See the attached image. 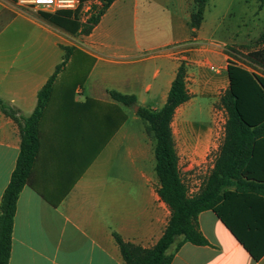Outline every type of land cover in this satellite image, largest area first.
<instances>
[{
  "label": "crops",
  "instance_id": "0c3cea01",
  "mask_svg": "<svg viewBox=\"0 0 264 264\" xmlns=\"http://www.w3.org/2000/svg\"><path fill=\"white\" fill-rule=\"evenodd\" d=\"M137 2L115 0L89 34L72 35L33 9L20 8L14 0H0V100L15 108L17 115L27 117L35 108L38 90L63 60L62 46H72L74 53L93 60L84 77L88 95L69 80L65 73L69 62L55 79L39 123V150L16 202L8 264H125L113 232L144 248L153 246L163 233L170 210L156 191L155 160L150 173L144 136L133 137L124 129V112L118 106L123 104L108 91L133 94L137 105L158 109L182 61L186 80H192L195 90L214 93L220 89L222 93L229 84L231 60L219 49L207 52L201 47L190 48L187 56H176L182 50L175 52L168 46L187 37L164 43L167 50L163 52L139 55L125 43L120 30L134 15ZM176 5L177 15L186 20L185 1L177 0ZM112 9L116 15L111 13L108 19ZM195 38L201 39L198 34ZM213 58L217 67L204 79V64ZM191 99L175 113L180 108L183 112ZM127 139H135L129 149L147 171L109 175V168L118 161L108 160L107 151L111 145L118 151ZM224 139L223 127L206 139L200 159L194 164L189 159L185 172L209 163L207 174L194 192L189 189L190 194L198 191L214 169ZM19 144L17 123L0 110V198ZM233 148L242 162L236 163L234 175L221 191L217 207L222 218L212 209L197 217L208 244L184 242L170 264H264V142L237 143ZM180 240L177 237L167 252H173Z\"/></svg>",
  "mask_w": 264,
  "mask_h": 264
},
{
  "label": "trees",
  "instance_id": "16d2710c",
  "mask_svg": "<svg viewBox=\"0 0 264 264\" xmlns=\"http://www.w3.org/2000/svg\"><path fill=\"white\" fill-rule=\"evenodd\" d=\"M98 1L99 4L92 6L85 20H80L78 13L72 14L69 11L53 14L38 12V15L72 35H87L115 0ZM193 1L194 10L190 13L189 25L196 30L203 20L207 0ZM260 40L264 42V31ZM62 48L65 52L63 60L38 90L35 108L29 116L17 115L15 108L0 100V110L17 123L20 135L19 154L0 198V264H8L16 202L21 189L28 182L39 150L40 120L53 94L55 79L73 52L72 46ZM246 57V65L233 61L227 64L229 84L219 96V104L226 114L225 139L214 169L210 170L198 191L193 194L189 193L188 186L181 178L171 128L175 109L190 97L186 87L185 63H179L166 100L158 109L137 105L133 94L108 91L115 101L125 106H137L135 114L146 123V133L154 139V171L158 180L156 191L170 210V217L162 235L149 248L126 242L117 233H112L125 264H170L174 253L184 242L208 244L199 230L197 217L199 212L206 209H212L220 216L217 203L221 198V191L229 184V177L234 175L236 163L242 162L233 145L264 142V138L259 139L264 137V75L256 70L264 69V47L250 52ZM126 118L124 114V120ZM177 237H181V240L176 243L173 252L168 253V248ZM254 257L257 259L259 256Z\"/></svg>",
  "mask_w": 264,
  "mask_h": 264
},
{
  "label": "rangeland",
  "instance_id": "374dc122",
  "mask_svg": "<svg viewBox=\"0 0 264 264\" xmlns=\"http://www.w3.org/2000/svg\"><path fill=\"white\" fill-rule=\"evenodd\" d=\"M184 1L190 16L194 10V1ZM176 2L177 0H138L134 15L130 17L128 24L120 29L124 31L125 43L136 49L139 55L146 56L167 50L164 43L187 37L169 45L168 48L175 52L182 50L181 53H176V56H187L188 50L194 47H201L207 52L219 49L226 53L231 61L242 65L247 64V54L264 47V42L260 40V35L264 31V0H207L203 20L199 28L194 31L189 25V17L184 20L181 15H177ZM113 10L115 9L110 11L108 19H112L111 13L116 15ZM197 34L201 39L195 38ZM68 62L65 73L69 74V80L81 85V88L85 89L84 95H88L84 77L93 60L72 52ZM217 63L214 58L205 62L204 79L212 76L214 71L209 66L213 65L216 68ZM108 68L114 69L115 66L109 65ZM256 70L264 75V69L256 68ZM95 74L96 71L93 72L91 79ZM186 85L192 99L183 112L181 108L176 111L172 121V133L179 157L181 176L189 189L194 192L195 187L207 174L209 163L204 161L200 166L187 172L184 169L189 165L190 158L192 164L201 158L206 139L224 127L226 114L219 104L220 89L214 93H200L202 89L195 90L190 79L186 80ZM118 106L127 116L124 129L129 134H133V137L143 139L144 136L147 153L150 156L148 170L153 173L154 139L146 133V123L135 115V107L120 104ZM134 140H125L123 148L118 151L112 149V145L109 147L108 160L118 161L117 166L114 164L109 168V175L117 173L131 176L141 173L142 169L147 171L146 166L138 162L129 149L134 145ZM154 178L158 183L155 175Z\"/></svg>",
  "mask_w": 264,
  "mask_h": 264
},
{
  "label": "built area",
  "instance_id": "2783aa9c",
  "mask_svg": "<svg viewBox=\"0 0 264 264\" xmlns=\"http://www.w3.org/2000/svg\"><path fill=\"white\" fill-rule=\"evenodd\" d=\"M20 8H29L37 12L57 13L69 11L72 14L78 13L80 20H85L90 14L92 6L99 4L98 0H14ZM215 71L213 65L209 66Z\"/></svg>",
  "mask_w": 264,
  "mask_h": 264
},
{
  "label": "water",
  "instance_id": "95a60500",
  "mask_svg": "<svg viewBox=\"0 0 264 264\" xmlns=\"http://www.w3.org/2000/svg\"><path fill=\"white\" fill-rule=\"evenodd\" d=\"M135 109H137V106H135Z\"/></svg>",
  "mask_w": 264,
  "mask_h": 264
}]
</instances>
